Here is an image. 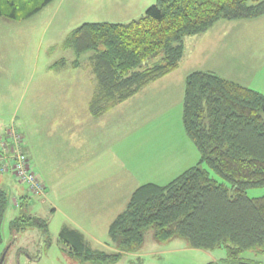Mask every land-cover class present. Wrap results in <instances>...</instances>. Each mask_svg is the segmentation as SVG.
Returning a JSON list of instances; mask_svg holds the SVG:
<instances>
[{
    "label": "trees",
    "instance_id": "trees-1",
    "mask_svg": "<svg viewBox=\"0 0 264 264\" xmlns=\"http://www.w3.org/2000/svg\"><path fill=\"white\" fill-rule=\"evenodd\" d=\"M53 1L0 0V20L29 19ZM263 15L264 0H157L128 23L82 24L68 34L63 48L76 58L90 53L95 88L89 111L99 117L175 71L185 56L183 38L204 34L219 21ZM71 67L80 65L75 60ZM182 125L199 162L164 186L144 184L132 193L109 225L112 252L85 246L79 232L63 227L60 237L74 255L88 264L114 263L141 244L147 228L159 241L178 236L193 249H225L224 259L208 264H253L241 254L264 252V198L246 194L264 187V95L212 72L193 71L184 81ZM202 164L229 186L214 180ZM8 200L0 187V244ZM19 207L10 231L32 227L45 234L44 222Z\"/></svg>",
    "mask_w": 264,
    "mask_h": 264
},
{
    "label": "rangeland",
    "instance_id": "rangeland-1",
    "mask_svg": "<svg viewBox=\"0 0 264 264\" xmlns=\"http://www.w3.org/2000/svg\"><path fill=\"white\" fill-rule=\"evenodd\" d=\"M156 1L54 0L39 13L27 20H0V107L2 106L3 112L0 115L2 116L0 123L6 125V127L12 126L17 133L19 132L16 126H20L24 132H28L31 124L29 118L24 115L21 105L18 104L20 96L21 102H24L25 96L34 89L35 83L48 84L50 80H53L51 77L55 71H49L48 68L51 63L58 61L60 58L65 59L68 63L65 69H70L71 64L75 60L78 61L80 67H78L75 74L78 76V81L86 84L84 81L86 80L85 74L87 72L91 74L88 66V56L90 53L76 58L71 49L63 48V42L72 30L85 23L124 24L137 20ZM5 21L11 22V25L3 26L6 25ZM14 21L19 22L14 23ZM19 25L21 31L17 32L15 28L19 27ZM230 25H234V27L241 26L239 29L227 30V42H229L230 47L232 46L235 56L232 60H228L227 65H223L222 67L218 65V70L220 74L237 78L238 81H241L248 88L264 95V17L258 21L240 22L239 25L232 23ZM186 39L187 37L183 38V42ZM229 40H232V42ZM17 41L20 42L16 43ZM238 53L243 56L245 62L242 61L241 63L240 59L236 57ZM185 65L183 66L185 67ZM187 66L186 70L191 68L190 64ZM227 70L228 72L225 73ZM71 72L72 69L68 72L70 73L68 74L69 76L73 75V72ZM44 80L48 81L44 82ZM17 96L19 98L17 101L14 100V104H7L11 98ZM145 101L146 97L140 101L134 100L128 102L123 106L124 111L128 113V123L130 125L126 127L125 122H123V125L122 123L116 125V127L120 126L122 140L120 148H122L123 153H127L128 156L133 158H136V155L140 154L141 150L146 154H160L159 157L163 156L164 158L160 150L148 149L146 151L144 143L146 140L147 142H151V145L157 141L164 140L173 142L176 139L184 137L185 133L182 125L183 101L181 100L175 108L173 106L165 108V113L152 120L144 113L146 110ZM12 111H15V115ZM126 113L119 117V119L123 120ZM149 120L154 123L157 121L159 124L163 120H170L172 123L169 126L165 123L164 127L156 132L151 130L152 124L147 125ZM20 122L21 125H19ZM177 123L181 127L180 129H182L183 134H180L182 135L181 137H179L178 132L175 130L177 129L175 125ZM149 130H151L150 133L154 136H147ZM20 131L23 133L21 129ZM186 137L185 135V140ZM22 142L23 138L21 136V144ZM104 145L106 147L109 145L107 138H105ZM171 145L176 146L174 144ZM190 145L194 151H192V156L189 153L185 156L186 151L179 154L180 158H184V161L180 163L181 166L184 164V169L182 170H186V168L191 166L193 167L199 162V154L195 150L194 145ZM165 150L166 148L164 147L163 152ZM170 157L176 161V157L172 155ZM179 161L180 159L178 163ZM201 166L203 169H207L210 176L218 183L229 186L228 183L209 170L205 164ZM146 172H144L143 178L138 177V179L143 182H155V184L166 185L175 178L165 175H162L163 178H157L155 172ZM13 179L19 184L14 177ZM0 187L6 191L9 199L2 224L0 264H88V261L83 259V257L74 255V250L60 237L62 227L68 225V223L71 224L69 222L71 218L66 219L61 211L49 213L51 211L49 210L50 208L48 209L47 205L40 206L37 199L33 198L25 185L22 187L32 197L29 196L28 200L29 203L31 202L30 208H24V212L27 215L36 212L34 217L44 222L46 233L44 234L39 229L26 227L23 231L13 234L9 227L10 221L20 215V210L13 208L14 205L12 207L11 198L13 196L10 190L1 185ZM246 194L249 198H264V187L248 189ZM16 201L19 203L18 199ZM19 206L20 203L18 208H20ZM62 209L65 213L69 212L65 209V206ZM84 230V237L87 242L85 246L88 245L93 250L114 251L106 247L108 242L110 244L111 242L107 236V228L103 227L102 224L95 227H86ZM225 256L226 251L224 248L212 251L193 249L189 246L186 239L178 236L166 241H159L155 237L154 229L147 228L142 233L141 244L133 252L122 254L116 262L108 264H208L218 262L224 259ZM240 258L253 264H264V252L258 254L244 251Z\"/></svg>",
    "mask_w": 264,
    "mask_h": 264
},
{
    "label": "crops",
    "instance_id": "crops-1",
    "mask_svg": "<svg viewBox=\"0 0 264 264\" xmlns=\"http://www.w3.org/2000/svg\"><path fill=\"white\" fill-rule=\"evenodd\" d=\"M263 17L264 15L251 21H219L206 33L187 37L183 42L185 56L175 71L147 85L136 95L99 117H93L89 111V101L95 88L93 75L87 72L86 80H84L86 84H84L78 81V76L75 74L78 68L71 67L73 75L69 76L70 69H65L68 65L65 59L53 61L54 63H51L48 68L49 71H55L54 74L51 73L53 80H50L48 84L35 83L34 89L25 96L24 102H21V96L18 102L31 124L28 132L16 126L23 138L22 151L28 159L31 170L44 186L43 196L33 198L37 199L40 206L47 205L51 210H48L49 213L61 211L66 219L71 218L69 221L71 224L66 222L68 225L63 227L76 230L82 235L84 241L86 227L102 224L107 228L108 236L109 225L125 209L132 193L144 184H155V182H143L138 177L144 176L146 171H152L157 178H163L162 175L176 178L185 171L182 170L184 164L180 165L184 158H180L179 154L186 151L185 156L188 153L192 156L193 151L190 145L192 143L187 137L185 140L184 135L173 142L164 140L151 145V142L145 141L146 151L160 150L164 158L159 157L160 154H146L143 150L136 155V158L123 153L120 148L122 144L120 126L116 127L118 123L123 125V122L126 127L130 125L128 113L124 111L123 106L128 102L140 101L146 97L144 113L152 120L165 113V108L172 106L175 108L181 100L183 101L184 81L193 71L212 72L247 87L237 78L220 74L218 65L220 67L227 65L228 60H232L235 56L232 46L230 47L227 42V30L239 29L241 26L234 27L230 24L239 25L240 22L258 21ZM5 24L3 26H10L11 22L5 21ZM15 30L21 31L20 25ZM229 41L232 42V40ZM236 57L241 63L245 62L239 53ZM61 61L65 62L64 66L58 69L52 68L54 64ZM189 64L191 68L186 70ZM227 72L228 70L225 73ZM47 81L44 80V82ZM18 98L19 96L11 98L7 104H14V100L17 101ZM1 112L2 106L0 115L3 113ZM12 113L15 115V111ZM125 113L124 119H119ZM165 120L160 124L149 120L147 125L152 124L151 130L158 132L165 123L167 126L172 123L170 120ZM175 125L177 126L175 130L181 137L182 129L178 123ZM5 129L6 125L0 123V134ZM151 130L148 131L147 136H154L150 133ZM105 138L109 141L108 147L104 145ZM163 146L166 148L165 152H163ZM170 155L176 157V161ZM0 185L10 190L13 196L12 207L15 202L18 203L16 201L18 199L24 208H30L31 202L29 203L28 200L31 195L25 191L23 185L17 184L11 175L0 174ZM64 206L69 212L63 211ZM13 208L21 211V207ZM33 213L30 216L36 215V212ZM85 243L87 244L86 241ZM108 245L106 247L114 250L109 242Z\"/></svg>",
    "mask_w": 264,
    "mask_h": 264
},
{
    "label": "built area",
    "instance_id": "built-area-1",
    "mask_svg": "<svg viewBox=\"0 0 264 264\" xmlns=\"http://www.w3.org/2000/svg\"><path fill=\"white\" fill-rule=\"evenodd\" d=\"M28 159L22 151L21 135L12 128L6 127L0 134V174H10L16 181L27 187L33 197L44 194V186L32 172ZM18 207V203H14Z\"/></svg>",
    "mask_w": 264,
    "mask_h": 264
}]
</instances>
